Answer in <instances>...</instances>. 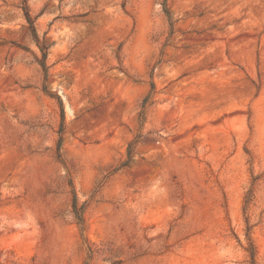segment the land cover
<instances>
[{"label":"rangeland","instance_id":"obj_1","mask_svg":"<svg viewBox=\"0 0 264 264\" xmlns=\"http://www.w3.org/2000/svg\"><path fill=\"white\" fill-rule=\"evenodd\" d=\"M0 264H264V0H0Z\"/></svg>","mask_w":264,"mask_h":264},{"label":"trees","instance_id":"obj_2","mask_svg":"<svg viewBox=\"0 0 264 264\" xmlns=\"http://www.w3.org/2000/svg\"><path fill=\"white\" fill-rule=\"evenodd\" d=\"M73 208H74V212H75L79 222H81L82 219H81V215H80V208H78L75 200H74Z\"/></svg>","mask_w":264,"mask_h":264}]
</instances>
